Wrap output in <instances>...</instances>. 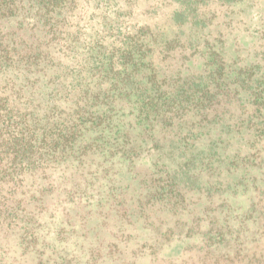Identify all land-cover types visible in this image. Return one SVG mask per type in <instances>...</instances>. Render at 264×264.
Returning a JSON list of instances; mask_svg holds the SVG:
<instances>
[{"label":"trees","instance_id":"1","mask_svg":"<svg viewBox=\"0 0 264 264\" xmlns=\"http://www.w3.org/2000/svg\"><path fill=\"white\" fill-rule=\"evenodd\" d=\"M116 5L115 0H0V231H17L23 251L34 248L33 216L54 192L52 164L65 163L74 179L89 158L113 154L121 137L127 138L122 155L136 153L128 126H114L120 99L132 100L140 143H147L150 130L159 133L153 149L167 136L157 149L181 153L184 172L194 149L209 148L236 162L247 155L243 134L250 149L257 146L255 138L264 141V48L240 67L225 68L217 58L207 61L209 55L202 62L204 75H167L156 58L173 47L171 41L165 46L159 27L126 23L124 28ZM97 7L106 11L93 23L85 21ZM163 176V185L146 179L150 196L180 184L175 172ZM76 190H64L65 201ZM56 260L44 261L62 264Z\"/></svg>","mask_w":264,"mask_h":264},{"label":"rangeland","instance_id":"2","mask_svg":"<svg viewBox=\"0 0 264 264\" xmlns=\"http://www.w3.org/2000/svg\"><path fill=\"white\" fill-rule=\"evenodd\" d=\"M115 2L124 28L126 23L159 27L165 46L171 41L173 47L156 58L167 75H204L202 62L209 55L207 61L217 58L225 68L240 67L264 48V0ZM101 11L106 9L89 10L85 21H97ZM188 38L192 45H187ZM117 103L114 126H128V142L137 145L136 153L122 155L127 138L121 137L113 154L89 158L74 179L65 163L52 164L54 192L33 216L38 237L34 248L23 251L17 231H0V263L264 264V141L255 138L257 146L250 149L243 134L242 153L249 156L236 162L213 155L209 148L194 149L184 172L181 153L157 149L165 146L167 136H160L153 149L159 133L150 130L147 143H140L132 100ZM173 172L178 177L183 173L180 184L150 196L146 179L152 176L163 185L162 175ZM76 188L75 197L65 201L64 190Z\"/></svg>","mask_w":264,"mask_h":264}]
</instances>
